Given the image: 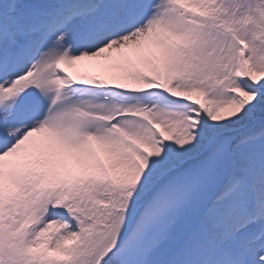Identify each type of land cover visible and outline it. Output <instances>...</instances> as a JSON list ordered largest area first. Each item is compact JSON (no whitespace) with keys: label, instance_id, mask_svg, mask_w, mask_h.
Returning a JSON list of instances; mask_svg holds the SVG:
<instances>
[{"label":"snow or ice","instance_id":"obj_1","mask_svg":"<svg viewBox=\"0 0 264 264\" xmlns=\"http://www.w3.org/2000/svg\"><path fill=\"white\" fill-rule=\"evenodd\" d=\"M0 264H264V0H0Z\"/></svg>","mask_w":264,"mask_h":264}]
</instances>
